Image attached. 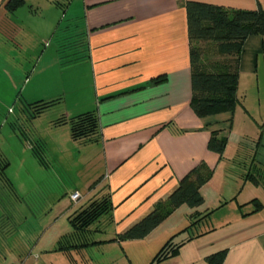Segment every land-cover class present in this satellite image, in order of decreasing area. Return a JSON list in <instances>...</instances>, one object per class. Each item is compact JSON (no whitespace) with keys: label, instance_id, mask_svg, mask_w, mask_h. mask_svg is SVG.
I'll list each match as a JSON object with an SVG mask.
<instances>
[{"label":"crops","instance_id":"0c3cea01","mask_svg":"<svg viewBox=\"0 0 264 264\" xmlns=\"http://www.w3.org/2000/svg\"><path fill=\"white\" fill-rule=\"evenodd\" d=\"M5 1L0 0V30H13L8 21L15 11H7ZM185 1L68 0L63 11L68 30L82 40L69 44V57L60 53L66 45L48 56L42 50L38 66L54 72L44 98L62 99L51 107H60L58 117L96 112V139L73 141L63 124L56 126L64 129L57 140L68 144V155L92 176L83 200L108 193L111 221L122 231L164 200L192 168L203 162L212 170L200 188L204 203L178 207L146 236L153 240L167 232L162 247L185 224L179 212H211L210 225L192 232L202 234L162 264H209L207 258L220 251L226 252L221 264H264V79L258 74L264 36L250 35L244 42L232 112L200 118L190 106ZM193 1L264 9V0ZM211 130L228 138L221 155L207 148Z\"/></svg>","mask_w":264,"mask_h":264},{"label":"rangeland","instance_id":"374dc122","mask_svg":"<svg viewBox=\"0 0 264 264\" xmlns=\"http://www.w3.org/2000/svg\"><path fill=\"white\" fill-rule=\"evenodd\" d=\"M55 2L26 1L9 16L13 30H0V155L9 163L6 175L14 188L11 192L0 184V264H162L153 259L167 232L153 240L152 235L119 240L123 228L105 215L89 227L88 244L72 250L71 258L59 249L63 244L59 240L72 231L69 217L88 202L82 195L92 176L76 156L68 155V144L57 140L64 130L53 125L60 107L46 109L34 119L22 110L23 103L46 99L54 72L38 66L42 50L48 49V56L59 44L66 45L60 53L69 57V44L82 40L81 35L70 34L66 13ZM53 21L59 23L57 29ZM259 59L262 81L264 62ZM254 95L251 87L249 100ZM40 142L45 144L41 151L36 146ZM75 192L78 201L72 197ZM194 213L179 212L177 218L185 220L179 231ZM208 225L205 221L196 229Z\"/></svg>","mask_w":264,"mask_h":264},{"label":"trees","instance_id":"16d2710c","mask_svg":"<svg viewBox=\"0 0 264 264\" xmlns=\"http://www.w3.org/2000/svg\"><path fill=\"white\" fill-rule=\"evenodd\" d=\"M23 0H6L4 7L14 12ZM56 5L63 11L68 0H56ZM187 18V32L189 39V60L191 66V101L190 106L200 118L213 116L220 112H232L238 100L237 86L239 77L240 54L245 40L250 35L264 36V9H237L226 8L221 5L185 1ZM60 101L39 100L33 103H23V111L29 118L34 119L46 109ZM68 124L73 141L96 139L98 134V119L94 110L86 111L67 118L61 114L53 121L54 126ZM219 130H211L207 148L221 155L227 144L226 135H218ZM38 144V146H37ZM43 142L36 143L39 151L44 150ZM35 146V145H34ZM38 151V153H39ZM34 155L39 156L37 151ZM37 153V154H36ZM40 154V153H39ZM8 161L0 155V184L8 191L13 192V185L6 175ZM212 170L205 163H200L183 176L177 187L140 220L118 234L119 240L140 239L146 237L153 229L162 223L178 207L185 205L197 208L204 203L200 188L211 177ZM113 205L108 193H101L81 205L69 222L72 231L64 235L58 243L59 249L70 257V252L78 247L87 245V231L89 227L104 215L112 220ZM192 214L191 222L169 239L154 255V261L162 262L178 252L179 247L194 236L201 235L192 232L201 223L207 221L211 212ZM183 232L189 235L180 241L175 237ZM69 241L70 239L72 241ZM77 238V240H75ZM80 238V239H79ZM69 242V243H68ZM225 251H220L207 258L209 264H221Z\"/></svg>","mask_w":264,"mask_h":264},{"label":"built area","instance_id":"2783aa9c","mask_svg":"<svg viewBox=\"0 0 264 264\" xmlns=\"http://www.w3.org/2000/svg\"><path fill=\"white\" fill-rule=\"evenodd\" d=\"M73 199H77L79 197V195L77 194V192H75L73 195H72Z\"/></svg>","mask_w":264,"mask_h":264}]
</instances>
